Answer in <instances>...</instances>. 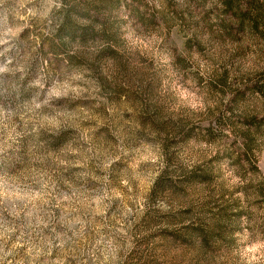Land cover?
I'll list each match as a JSON object with an SVG mask.
<instances>
[{
	"label": "clouds",
	"instance_id": "obj_1",
	"mask_svg": "<svg viewBox=\"0 0 264 264\" xmlns=\"http://www.w3.org/2000/svg\"><path fill=\"white\" fill-rule=\"evenodd\" d=\"M64 9L38 0L26 14L32 23L11 33L29 27L32 43L0 65L18 81L0 96V158L14 161L0 169V264H264V135L246 123L264 119V94L253 88L264 84V36L221 38L199 16L182 31L157 4L155 26L125 14L114 40L70 44L71 62L34 69ZM3 42V52L14 47ZM106 48L116 55L101 56ZM209 121L211 140L186 137ZM164 124L171 130L154 126ZM243 133L256 174L241 155ZM221 197L251 217L205 243Z\"/></svg>",
	"mask_w": 264,
	"mask_h": 264
},
{
	"label": "rangeland",
	"instance_id": "obj_2",
	"mask_svg": "<svg viewBox=\"0 0 264 264\" xmlns=\"http://www.w3.org/2000/svg\"><path fill=\"white\" fill-rule=\"evenodd\" d=\"M37 2L38 0H0V53H3L0 55V65L4 64L6 57L15 58L18 52L23 51L25 45L22 42L32 43L27 41L29 33L32 32L29 27H24L23 31L16 37H12L11 33L26 23H32L26 14L34 9ZM60 2L65 5L64 14L58 18V27H56L57 19H54L53 24L50 25V27L55 28L53 35L40 40V46L35 54L38 59L34 61V69L40 61H46V71L55 72L64 64L65 59L71 62V58L66 56V50L70 44L107 43L114 40L113 25L117 22L126 23V21L118 19L125 14L128 15L129 19L135 18L145 28L155 26L158 15L157 4L162 5L165 9L164 12L160 13L161 19L164 15L171 14L181 21L182 31L197 28L198 21L193 17L199 16L200 22H203L209 29L215 28L221 38L242 40L245 37L255 35L264 36V0H60ZM208 3H211L212 7L204 10V5ZM22 16L25 17V20L20 19ZM185 17L187 18L185 19ZM213 19L214 23L210 22ZM81 20H87L89 23L81 25L79 23ZM165 23L167 24L168 21ZM97 25L100 26L99 30H96ZM6 32L9 33L8 37L5 36ZM5 39L14 45L8 52H3L7 47V44L3 42ZM194 43V39L185 41V48L190 50ZM100 55L115 56L116 53L110 52L106 48L101 51ZM177 63L183 66V61L178 59ZM17 83L15 76L0 74V96L11 92ZM219 83L223 84L224 80L221 79ZM150 87L151 85H149ZM253 88L264 94V84L257 83L253 85ZM124 118H129L127 113L124 114ZM146 120L151 121L152 117L150 115L140 117L141 123ZM246 123L253 126L257 134L264 135L260 132V126L264 124V119L257 121L253 118ZM154 126L160 130H171L167 124ZM185 135L195 140H211L213 138V124L209 121L207 127L203 126L202 123L194 125L188 129ZM243 135L246 138V143L241 155L248 163L249 170L256 174L258 173V158L253 156L251 152L254 144L249 133H243ZM60 139H63V136L54 139V145L59 143ZM213 159L218 158L214 157ZM13 163L11 155L0 158V169L11 168ZM120 166L119 163H116L111 167L117 169ZM194 178L203 179L204 177ZM212 206L217 209V212L213 213L216 223L206 235L205 243L214 235L221 239L225 236L230 237L232 232L240 231L238 222L241 215L251 217L247 211H232L233 208L239 207L237 201L228 203L221 197L220 203L213 201ZM233 215L239 216L234 217ZM53 243L55 244V241ZM227 243L231 244L232 241L229 239ZM55 254L56 250L53 249V256Z\"/></svg>",
	"mask_w": 264,
	"mask_h": 264
},
{
	"label": "trees",
	"instance_id": "obj_3",
	"mask_svg": "<svg viewBox=\"0 0 264 264\" xmlns=\"http://www.w3.org/2000/svg\"><path fill=\"white\" fill-rule=\"evenodd\" d=\"M262 194H264V192H262ZM234 217H238L239 215H233Z\"/></svg>",
	"mask_w": 264,
	"mask_h": 264
}]
</instances>
